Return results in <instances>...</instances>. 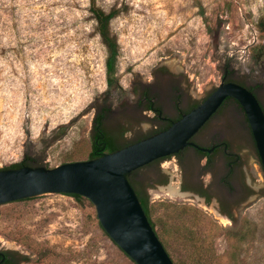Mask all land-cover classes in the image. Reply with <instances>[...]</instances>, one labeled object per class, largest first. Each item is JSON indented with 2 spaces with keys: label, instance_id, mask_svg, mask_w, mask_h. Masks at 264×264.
Returning <instances> with one entry per match:
<instances>
[{
  "label": "rangeland",
  "instance_id": "obj_1",
  "mask_svg": "<svg viewBox=\"0 0 264 264\" xmlns=\"http://www.w3.org/2000/svg\"><path fill=\"white\" fill-rule=\"evenodd\" d=\"M117 16L121 97L106 95V49L89 0H0V169L29 157L42 166L87 160L97 106L137 142L163 123L137 104L147 87L165 118L201 103L226 65L247 84L259 78L264 0H96ZM260 52V51H259ZM179 94L178 107L173 102ZM264 103V89L260 92ZM227 144L237 157L229 189L222 148L198 186L200 156L159 163L137 177L149 197L155 232L174 264H264V174L251 131L235 106L219 113L196 141ZM189 161L191 167H188ZM188 167V168H187ZM231 215V218L227 216ZM238 236H233V235ZM0 246L24 264H135L109 239L80 200L37 197L0 206Z\"/></svg>",
  "mask_w": 264,
  "mask_h": 264
},
{
  "label": "water",
  "instance_id": "obj_2",
  "mask_svg": "<svg viewBox=\"0 0 264 264\" xmlns=\"http://www.w3.org/2000/svg\"><path fill=\"white\" fill-rule=\"evenodd\" d=\"M227 98L236 100L246 116L264 173V111L245 87L221 82L201 103L182 114L167 129L117 151L54 168L0 169V206L29 198L78 195L85 198L80 201L109 239L135 264H174L154 231L130 176L158 159H176L174 155L187 146L211 152L212 149L201 148L191 139ZM214 118L194 137L195 142ZM146 170H140L138 176Z\"/></svg>",
  "mask_w": 264,
  "mask_h": 264
},
{
  "label": "trees",
  "instance_id": "obj_3",
  "mask_svg": "<svg viewBox=\"0 0 264 264\" xmlns=\"http://www.w3.org/2000/svg\"><path fill=\"white\" fill-rule=\"evenodd\" d=\"M88 10H89V13L92 19L94 20L96 24V31L107 53L106 59H105V77H106V84H107L106 95L114 94L113 96L117 95L121 97L124 91L119 84V79L117 76V62H118L120 47H119L116 36L112 33L111 28H110V23L117 16V12L114 9L108 12L105 11L103 8L97 5L96 0H89ZM258 29L261 32H264V17L259 20ZM254 59L256 61L259 59L264 60V47L263 46L259 48ZM173 91L175 92L173 101H174V104L178 107L179 94L177 93L174 87H173ZM137 95H138L137 104L141 108H143V110H151L154 113L156 119L161 121L163 124H165L161 126L159 129H156L152 134L146 137H149L151 135H154L158 132H161L167 129L173 121H176L177 119L181 117L182 114L189 112L190 110H192L199 104V103L193 104L190 107V109H188L187 111H181L180 109H177L179 111L178 118L175 120L169 121L167 120V118L163 116L162 110L160 106L157 104V99H158L157 94L153 92V90L150 88L149 85L141 89V91L139 90ZM111 106L112 105L110 103H104L100 106H97L96 108L95 116L93 118V123H92L91 136H90L91 151L89 153L88 159L98 158L106 153L117 151L131 144V142L124 141V134L126 132L125 128L119 127V128L114 129V128H111L107 124V121L112 113ZM186 150L187 149H183L182 151H180L174 156L178 158H182L185 155ZM160 161H162V159L153 161L150 164L144 166L143 168L134 171L130 176L131 184L133 188L135 189V192L139 198V201L154 231H155L154 223L151 221V218H150L149 197L147 195L145 187L142 186V183H140L136 177L138 176V173L140 170L158 168ZM236 163H237L236 156H234V158L232 159L227 158L226 160L225 167L228 170V175H227L228 183L230 182L229 175L232 173ZM20 166L38 167L42 165L37 160L26 157L25 159L22 160V162L17 163V164H12L5 168H18ZM68 196L73 197L76 200L85 199L84 197H81L78 195H68ZM30 199L32 198L25 199V200H30ZM223 214H227V213L224 212ZM227 216L231 218V215L227 214ZM233 236H238V235L236 234ZM190 264H199V263L196 262L195 260H192Z\"/></svg>",
  "mask_w": 264,
  "mask_h": 264
},
{
  "label": "flooded vegetation",
  "instance_id": "obj_4",
  "mask_svg": "<svg viewBox=\"0 0 264 264\" xmlns=\"http://www.w3.org/2000/svg\"><path fill=\"white\" fill-rule=\"evenodd\" d=\"M233 73H234V70H233V67L230 66V65H226L224 66L223 70H222V73H221V81H220V84L221 82L222 83H229V82H232V83H236V84H239L240 86L242 87H245L247 90H249L250 92H252V94L256 97L257 101L259 102V104L261 105L263 111H264V103L263 101L260 99V92L264 89V67L262 68V71H261V74H259V78L257 79V81H255L254 83L252 84H247V83H244L242 81H239L237 79H235L233 77ZM216 88V87H215ZM173 90V89H172ZM214 90V89H213ZM213 90L211 92H213ZM210 92V93H211ZM209 93V94H210ZM208 94V95H209ZM174 102V101H173ZM232 107V106H235L236 108L239 109L240 112H242L244 118L246 119V116L241 108V106L237 103L236 100H234L233 98H227L223 104L221 105V107L217 110V112L209 119V121L199 130V132L214 118L216 117L219 113L223 112L227 107ZM145 111H151V110H145ZM152 112V111H151ZM167 120L169 121H172L170 119L167 118ZM247 121V119H246ZM165 125V124H163ZM198 132V133H199ZM197 133V134H198ZM196 134V135H197ZM195 135V136H196ZM194 136V137H195ZM194 137L191 139V142H193L194 144L198 145L199 147L201 148H206V149H212L211 152L207 153V152H202L200 150H197V148L193 147V146H187L185 147L184 149H187L186 150V153L185 155L182 157V158H178L176 157L177 159L181 160L183 159L184 157H188V158H191V157H194V155H197L200 156V160H199V168L201 170V173L199 174V178H198V183L200 185V187L198 186H193V187H187L185 185H183L182 189L183 191H191L193 193H195L198 197L200 198H203V199H206L209 197V194H208V188H209V185L207 184H204V182L202 181V179L207 176V175H213V172L211 171H208V168L210 167V165L212 164V160H213V155L216 153L215 151L219 150L220 148H222V152H221V155L223 157V160H224V164L226 163V160L227 158H234V154L233 153H230L228 152V149H227V144L224 143V142H218V143H215L213 145H210V147H202L201 145H199L198 143H196L194 141ZM175 157V156H174ZM171 158V157H169ZM168 159V158H166ZM189 166L188 167H191V162L189 161ZM187 167V168H188ZM225 167V165H224ZM234 170V169H233ZM234 171H232V173L229 175L230 176V179L233 175ZM227 175H228V170L227 168L225 167L224 168V173L222 175H219V177L216 178V183L218 184V186L220 187H223V188H227L229 189L230 185L228 183V180H227ZM0 264H24V262H22L17 256L15 253L11 252L10 250H8L7 248H4V247H1L0 246Z\"/></svg>",
  "mask_w": 264,
  "mask_h": 264
}]
</instances>
